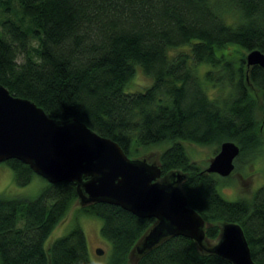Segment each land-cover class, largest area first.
Wrapping results in <instances>:
<instances>
[{"label": "trees", "instance_id": "16d2710c", "mask_svg": "<svg viewBox=\"0 0 264 264\" xmlns=\"http://www.w3.org/2000/svg\"><path fill=\"white\" fill-rule=\"evenodd\" d=\"M251 49L264 53V0H0V84L50 118L78 119L128 157L159 147L161 178L184 174L187 205L205 222L203 245L236 222L251 259L264 264V184L227 200L224 180L185 147L231 140L235 166L261 145L251 88L264 104V70L245 67ZM136 68L150 83L130 92ZM2 162L17 186L35 175L15 158ZM76 200L66 181L46 182L31 199L0 194V264H92L78 215L101 221L110 245L101 264H128L154 221L117 205H79L74 225L47 242ZM139 250L134 264H230L180 235Z\"/></svg>", "mask_w": 264, "mask_h": 264}, {"label": "water", "instance_id": "95a60500", "mask_svg": "<svg viewBox=\"0 0 264 264\" xmlns=\"http://www.w3.org/2000/svg\"><path fill=\"white\" fill-rule=\"evenodd\" d=\"M244 65L264 70V53L247 51ZM238 154L239 146L224 140L203 171L228 176ZM9 158L28 165L48 183L72 182L80 205L104 202L152 218L153 224L139 238L137 252L164 236L180 235L230 264H255L236 222L223 223L215 242L203 245L205 222L187 205L180 187L184 174L171 172L170 181L163 180L158 163L128 157L115 141L76 118L48 117L32 100L15 96L0 84V162ZM95 253L101 254L102 249L95 248Z\"/></svg>", "mask_w": 264, "mask_h": 264}, {"label": "rangeland", "instance_id": "374dc122", "mask_svg": "<svg viewBox=\"0 0 264 264\" xmlns=\"http://www.w3.org/2000/svg\"><path fill=\"white\" fill-rule=\"evenodd\" d=\"M34 43V41H31V44ZM199 69L200 71L202 70V68ZM149 83L150 78L136 68L126 90L130 92L141 91ZM251 91L257 99L255 117L259 124L258 136L261 138L262 143L256 150L248 151L245 156H242L235 163L233 171L228 176L221 177L225 183L218 188V191L227 200H235L239 196L248 195L251 191L264 184V104L258 96L259 93L253 88H251ZM210 92L212 93V90ZM185 147L190 158L201 168L206 166L217 150L215 146H200L192 143H186ZM159 151V147L151 148L150 151L144 153V159L150 163H157ZM45 184L46 181L35 174L26 185L17 186L13 181L11 169L5 163L0 162V194L31 199L41 191ZM79 205L78 200L72 204L64 218L50 232L47 242L65 234L74 225L73 219L76 217L74 214ZM77 221L84 233L89 260L92 264L103 263L109 254L110 245L99 234L101 221L91 215H78ZM139 240L136 241L129 252L128 264H134L135 262L138 254L136 247L139 246ZM214 242L215 240H207L206 245H212ZM95 248H101L102 253L96 254Z\"/></svg>", "mask_w": 264, "mask_h": 264}]
</instances>
